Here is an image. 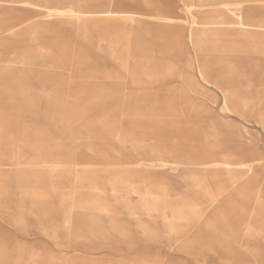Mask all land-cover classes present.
I'll return each instance as SVG.
<instances>
[{
    "label": "rangeland",
    "instance_id": "1",
    "mask_svg": "<svg viewBox=\"0 0 264 264\" xmlns=\"http://www.w3.org/2000/svg\"><path fill=\"white\" fill-rule=\"evenodd\" d=\"M260 25L264 0H0V264H264Z\"/></svg>",
    "mask_w": 264,
    "mask_h": 264
},
{
    "label": "crops",
    "instance_id": "2",
    "mask_svg": "<svg viewBox=\"0 0 264 264\" xmlns=\"http://www.w3.org/2000/svg\"><path fill=\"white\" fill-rule=\"evenodd\" d=\"M219 4V2H217V5ZM255 17V15H246V19H247V21H250V20H253V19H255L254 18ZM248 23H246V27H248ZM260 29H264V25H260V27H259ZM247 29L245 28V29H241V31H240V34L239 33H237L238 35H246L248 32L246 31ZM236 34V35H237ZM231 36L233 37L234 36V34H231ZM232 39V38H231Z\"/></svg>",
    "mask_w": 264,
    "mask_h": 264
},
{
    "label": "bare ground",
    "instance_id": "3",
    "mask_svg": "<svg viewBox=\"0 0 264 264\" xmlns=\"http://www.w3.org/2000/svg\"><path fill=\"white\" fill-rule=\"evenodd\" d=\"M205 1H207V0H198V4H202V3H204ZM203 13V12H202ZM202 13H200L201 15H204V14H202ZM75 15V14H74ZM76 15H79V14H76ZM225 101H226V103L229 101L228 99H229V97L227 96V95H225ZM247 164V160H245L241 165L242 166H245ZM233 177H235V176H233ZM145 199V198H144ZM143 200V199H142ZM146 200V199H145ZM148 200V199H147ZM263 228V227H262ZM254 229V228H253ZM262 231V230H261Z\"/></svg>",
    "mask_w": 264,
    "mask_h": 264
}]
</instances>
